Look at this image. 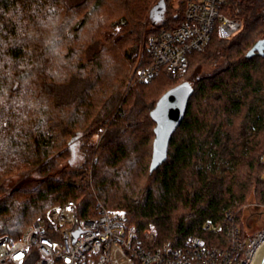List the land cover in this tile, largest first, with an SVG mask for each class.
I'll return each instance as SVG.
<instances>
[{"label": "trees", "instance_id": "1", "mask_svg": "<svg viewBox=\"0 0 264 264\" xmlns=\"http://www.w3.org/2000/svg\"><path fill=\"white\" fill-rule=\"evenodd\" d=\"M106 1L110 0H0V182L15 171L47 164L73 134L97 119L112 118L97 147L88 135L82 146L84 167L95 155L97 196L83 178L85 168L65 172L61 179H46L38 190L18 194L19 203L4 196L0 236L20 235L50 207L69 200L76 202L80 216H96L100 201L109 210L124 212L140 233L154 223L159 244L178 247L196 235L209 245L226 247L228 213L245 232L241 215L248 197L254 194L256 203L264 204V144L254 153L264 133V56L246 57L264 38V0H230L223 11L241 18L242 28L227 39L215 31L202 51L189 53L188 67L219 58L225 63L191 81L195 90L186 115L173 134L167 159L152 173L149 151L156 123L150 111L165 91L181 82L162 70L147 82L133 81L137 70L152 61L150 36L176 28L184 18L186 0H181L183 9L171 22L165 19L168 3L159 21L151 16V7L146 57L133 72L138 39L130 40L123 59L112 64L106 30L88 41L80 34L86 18L77 16L99 10ZM124 1L137 20L151 0ZM111 2L117 5L120 0ZM130 80L132 87L125 93ZM168 81L173 83L160 90ZM242 113L238 129L234 120ZM133 151L138 152L134 162L147 183L138 196L117 195L113 189H119L118 181L108 167L119 166ZM208 221L217 229L207 230Z\"/></svg>", "mask_w": 264, "mask_h": 264}, {"label": "built area", "instance_id": "2", "mask_svg": "<svg viewBox=\"0 0 264 264\" xmlns=\"http://www.w3.org/2000/svg\"><path fill=\"white\" fill-rule=\"evenodd\" d=\"M229 1L186 0L181 23L150 36L152 61L137 70L133 83L147 82L160 70L178 78L188 67L189 53L202 51L215 31L222 39L236 34L243 23L223 11ZM227 218L228 246L209 245L202 237L190 235L174 247L157 243L154 223L140 233L122 211L99 204L98 215L83 217L76 202L69 200L50 207L20 235L0 236V264H256L264 227L243 232L232 214ZM204 226L217 229L210 221ZM21 252L22 260L15 259Z\"/></svg>", "mask_w": 264, "mask_h": 264}, {"label": "rangeland", "instance_id": "3", "mask_svg": "<svg viewBox=\"0 0 264 264\" xmlns=\"http://www.w3.org/2000/svg\"><path fill=\"white\" fill-rule=\"evenodd\" d=\"M111 1L113 0L106 1L99 10H96L93 13H89V11L85 13V11H83L81 12L82 14L77 16V19L82 18V16H85L86 18V23L84 26L82 25L83 27L80 29V34L84 35L85 40L88 41L90 37L96 32L106 30V35H109L110 38L106 41V46H109L110 48L108 54L112 59V64L117 63L118 61L120 62V60L123 59V48L129 45L130 40L138 39L137 41L139 42V48L137 63L134 64L133 68L130 70V72H133L139 63V60H144L146 57L145 51L148 40V31L151 28L149 13L151 7L154 6L159 0H151L147 4V7L141 10L140 15L137 14V20L128 13V6L125 7L124 5L126 1L120 0L119 4L117 5ZM167 3L168 10L165 15V19L171 22L172 15L176 12H181L183 5L181 4V0H167ZM118 46H120L119 50H117ZM112 48L115 49L113 50ZM224 63V58H219L218 61L214 63H204L199 64L198 66H193L190 64L188 69H186V71L182 73V75L177 78L175 82H183L186 80L193 81L198 76H203L205 74L219 70L224 66ZM131 81L132 80L126 83L123 92L127 93L130 90L132 87L130 84ZM172 83L173 82L168 81L160 90H165ZM149 87L150 85L147 88ZM157 93L158 91H156L155 97ZM148 102L149 104H152L151 99H148ZM243 115L244 113L236 117L234 120V125L238 129L239 127L242 128ZM111 121L112 118L110 117L100 120L97 119L91 123V127L88 129L81 131L76 135L73 134V138H69L68 142L48 160L47 164L33 166L28 169L24 168L23 170H18L15 172L13 171L14 173L6 176L0 182V198L7 196V198H12L13 202L19 203V199L21 198L17 197L18 194L22 193V195H24L27 192H34L41 187L42 183L46 179H61L63 177L62 174L65 172H80L84 170V168L86 169L85 173H87V175H85L83 178H88L90 183L89 190H91V192L97 196V188L94 183V169L92 165L94 164L93 160H95V155H93L89 164L84 167L82 146L86 139L85 136L88 135L90 136L88 137V141L95 143L97 147L103 134L107 130L108 124L111 123ZM129 133L130 131L128 134ZM260 136L261 137L258 140L259 143L255 148V150H257L256 152L254 151V153H257L259 150H261L259 147L263 146L264 144V133H262ZM136 140L137 137L134 140H130V143H132L131 141ZM149 153L152 154V145ZM137 155L138 152L133 151L131 153V157L122 161L119 166L114 168L108 167L109 172L112 174V179L116 177V180L118 181L119 189H113L115 194L117 192V195L125 194L134 197L138 196L142 187H144L147 183L146 174L142 171H138V165L136 162H134V159L137 157ZM146 161L147 158L145 157V162ZM106 168L107 167H105V169ZM65 177H68V175L65 174ZM79 178L80 177H77V180H80ZM98 203L101 204L100 201ZM241 220L245 229L249 233H253L264 227V207L256 203L254 194H251L248 197L247 203L243 206Z\"/></svg>", "mask_w": 264, "mask_h": 264}, {"label": "water", "instance_id": "4", "mask_svg": "<svg viewBox=\"0 0 264 264\" xmlns=\"http://www.w3.org/2000/svg\"><path fill=\"white\" fill-rule=\"evenodd\" d=\"M166 6V0H159L153 6L151 16L155 21H159L163 17ZM256 54L264 56V38L255 42L248 50L246 57L252 58ZM194 90L191 81H183L164 92L151 109L150 116L156 123L150 163L151 173L167 159L170 141L186 115ZM256 264H264V244L257 254Z\"/></svg>", "mask_w": 264, "mask_h": 264}, {"label": "snow or ice", "instance_id": "5", "mask_svg": "<svg viewBox=\"0 0 264 264\" xmlns=\"http://www.w3.org/2000/svg\"><path fill=\"white\" fill-rule=\"evenodd\" d=\"M23 255H24V253L21 252V253H19V254L15 257V259H17V260H22Z\"/></svg>", "mask_w": 264, "mask_h": 264}]
</instances>
